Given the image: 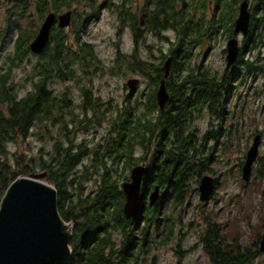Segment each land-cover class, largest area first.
<instances>
[{"label": "flooded vegetation", "instance_id": "af4514ba", "mask_svg": "<svg viewBox=\"0 0 264 264\" xmlns=\"http://www.w3.org/2000/svg\"><path fill=\"white\" fill-rule=\"evenodd\" d=\"M34 1L36 5L39 3ZM43 1V16L31 26L35 29L32 37L47 13H53L55 21L49 26L42 50L38 53L29 50L28 56L55 60L57 75L65 83L59 89L68 86L65 89L70 104L67 108L73 110L76 119L71 120L73 125L67 128L71 130L69 137L62 135V138L75 142L87 136L88 131L76 137L78 128L93 109L98 110L100 120L104 116L102 111L110 107L121 110L134 107L141 129L146 123L155 124L148 140L137 145L135 164L128 169L124 166L125 176L117 178L121 189L123 183L130 180L132 167L143 165L146 169L140 178L141 197L137 211L130 218H124V193L120 204L119 217L131 224L133 237L130 239L111 226L108 229L110 264H124L126 260V264H132L133 258L138 261L150 248L171 245V241L174 242L172 251L179 258L197 248L206 254V249L222 244L221 238L225 231L228 232L230 223H236L235 231L228 235L232 239L240 237L238 212L243 203L231 202L228 197L219 209L218 189L231 176L240 182L239 173L248 143L256 134L260 135V141L264 136V127L256 125L264 118V86H256L260 74L256 75L253 70L255 61L264 59V41L260 39L264 30V0ZM243 3L248 12L247 28L236 31L235 21ZM67 11L69 24L57 26L58 15ZM93 28L102 37L103 44L97 47L91 39L82 38L84 32L92 35ZM229 44L235 45L236 53L227 66ZM103 49L107 53L100 54ZM66 62L71 63L72 71L65 70L63 64ZM100 77L124 78L123 98L108 96L103 99L100 86L92 83ZM182 78L185 87L179 96L176 94L180 89L179 81L171 82L170 79ZM129 79L137 80L132 87L127 85ZM68 81L70 83L66 84ZM166 120L172 127L163 134L160 127ZM176 135L187 144L183 158L190 165L188 169L179 167L178 172L184 170L183 173L190 176L185 184L162 183L156 179L159 164L167 150L176 152L174 142L172 145L170 142ZM241 142L243 151L240 154ZM158 149L161 151L154 159ZM248 174L250 187L261 195L264 191L263 154H257ZM98 178L89 176L84 189L97 188ZM202 181L211 186V193L207 200L200 201L198 188ZM89 183L92 185L87 186ZM175 187L190 189L192 193L181 202L183 206L174 202L170 208L172 201L164 191ZM155 188L157 198L150 206L148 195ZM188 202L195 204L188 208ZM147 208L152 210L151 215L146 212ZM245 220L249 221L246 217ZM146 225L148 229L142 233ZM192 229L196 231V240L183 244L187 234L193 233ZM154 259L153 256L151 260ZM210 264H214L212 259Z\"/></svg>", "mask_w": 264, "mask_h": 264}, {"label": "trees", "instance_id": "16d2710c", "mask_svg": "<svg viewBox=\"0 0 264 264\" xmlns=\"http://www.w3.org/2000/svg\"><path fill=\"white\" fill-rule=\"evenodd\" d=\"M37 1L39 3L34 10L39 18H42L44 1ZM8 2L11 4L4 3L2 6L5 23L0 27V47L4 41L11 44V48L3 53L2 62L5 61L6 64H0V202L9 183L18 175L44 171L46 182L55 188V207L59 215L65 221L72 222L68 245L70 255L64 264H110L109 227L113 230L115 228L130 239L134 235L131 224L120 218L123 192L117 178L125 176L124 166L128 169L130 165L135 164L138 159L135 153L137 145H143L148 140L153 134L155 124L146 123L141 129L134 107L127 110L110 107L105 111L109 115L110 125L106 131L101 132L100 137L93 138L91 145L87 142L88 135L75 142L63 139L62 135L69 137L71 130L67 128L73 125L71 120L76 119L73 110L67 108L70 105L66 99L68 91L65 90L68 86L63 89L54 88L58 79L63 80L57 75L58 63L55 60L45 56L35 59L28 56L30 49L27 44L35 33L34 28L26 27L25 24L26 18L31 15L28 12L30 0ZM260 34V39L264 41V30ZM24 59L30 62V67L22 78L14 80L12 66ZM63 65L65 70L72 71L71 63L66 62ZM253 70L256 75L260 74L255 82L256 86H264V59L256 60ZM170 80L177 83L179 81L177 86H180V89L176 94L181 96L185 79ZM27 84L28 87L21 91ZM63 110L68 111L69 115L64 114ZM92 112L78 129L88 131L90 125L98 123V110L93 109ZM37 123H41L42 128H45L43 132L49 133L50 146H40L35 154L18 150L16 143L19 141L31 134L38 137L42 135L35 130ZM171 124L169 120L163 122L160 132L165 134L168 128L172 127ZM178 137L179 135H176L170 140L171 145L174 142L176 152L167 150L168 153L160 161V171L156 176L159 182L185 184V179L190 176L184 174V170L178 172L179 167H190L183 158L187 144L182 137ZM159 151L161 150H155L157 153L154 159ZM91 175L99 178L97 188L89 191L84 189V185ZM164 192H167L168 199L172 201L170 208L174 202L183 206L181 202L188 199L192 193L190 189L179 187ZM262 195L264 197V191ZM148 211L151 215L152 210H146ZM260 226L261 230L256 232L251 241L243 242L238 237L228 240L224 235L221 238L222 244L217 243L214 247L206 249V254L214 264H264V253L258 252V241L264 222ZM146 229L148 225L141 229L142 233H145ZM132 264H138L136 258H133Z\"/></svg>", "mask_w": 264, "mask_h": 264}, {"label": "water", "instance_id": "95a60500", "mask_svg": "<svg viewBox=\"0 0 264 264\" xmlns=\"http://www.w3.org/2000/svg\"><path fill=\"white\" fill-rule=\"evenodd\" d=\"M246 4L240 6L234 29L244 31L247 28L248 12ZM69 11L58 15V25L69 24ZM55 21L53 13H47L36 35L29 43L32 53L42 50L49 35L50 25ZM234 44V43H233ZM227 66L234 59L235 45L229 44ZM137 80H127L132 87ZM163 83V80L160 81ZM260 135L256 134L248 147L242 165L243 180H247L253 160L257 156V146ZM143 165L131 168L129 181L123 183L124 218H130L139 207L141 197V177L145 173ZM45 172H33L28 175H18L9 183L0 202V264H64L70 255L69 239L72 224L59 215L56 206L55 188L46 182ZM211 187L203 181L199 189V200H207ZM157 188L149 193V203L155 202ZM258 252L264 253V230L258 241Z\"/></svg>", "mask_w": 264, "mask_h": 264}, {"label": "rangeland", "instance_id": "374dc122", "mask_svg": "<svg viewBox=\"0 0 264 264\" xmlns=\"http://www.w3.org/2000/svg\"><path fill=\"white\" fill-rule=\"evenodd\" d=\"M7 4L10 5L11 3L8 2V0H0V27L4 26L5 20L3 15V5ZM36 4L34 0H30V8L28 9V12L31 14L29 18H26V27H31L34 23L40 21V18L38 14H36L34 8ZM50 7L52 5H49ZM23 22H25L23 20ZM103 23V22H102ZM101 23V24H102ZM95 27V26H94ZM33 28V27H32ZM38 29V28H37ZM97 29L93 28L91 33L92 35H88L87 32L83 33V39L88 41L91 39L93 43L97 46L103 44L101 40V35L99 36L100 32L96 31ZM11 48V44L7 42H3V45L0 47V64H6V62H2L3 59V53L7 51V49ZM107 53V50H102L100 54ZM2 54V55H1ZM30 62H28L27 59H24L22 62L15 64L12 66V75L14 80H19L22 78L27 71V69L30 67ZM70 83L68 81L66 84ZM96 85L100 86L99 89H101L100 94L104 98H107L108 96H111L112 98H116L120 100L123 98L124 92H123V85L125 83V79L122 77H100L96 80H93V82ZM63 82L59 80L56 81L54 84V88H60L62 86ZM26 87H28V84L24 87H22L21 91H23ZM75 92V91H74ZM258 107V106H257ZM63 113L66 115L68 114V111L63 110ZM104 113L103 117H101L100 120H98V123H95L94 125H90L88 127V140L87 142L91 145L93 142V138L97 137L101 134V132L108 129L110 125V119L108 118V114L105 111H102ZM264 118L262 120H258L257 127L262 128L264 127ZM36 129L38 130L42 135L40 137L36 136L35 134L29 135L27 138H25L23 141H19L16 143L18 150L25 151L29 154H35L38 151V148L41 146H45L46 148L50 146V135L48 132H43L42 124L37 123ZM93 130V131H91ZM96 130V131H94ZM87 131L79 130L77 138H80L82 134H84ZM264 135V133H263ZM242 140V139H241ZM252 140L248 143L249 146L251 145ZM240 154L243 151L242 142H241V148H240ZM248 149V147H247ZM257 154H263L264 155V136L261 138V141L259 140V144L257 146ZM245 160V159H244ZM242 173V170H241ZM240 174V173H239ZM231 176V175H230ZM250 176V175H249ZM264 180V178H262ZM244 182H248L247 184H243ZM92 185V184H87ZM250 180L249 177L247 180H243L242 175L240 174V182L237 183L235 181V177L231 176V178H228L227 181L222 182L219 189V201L218 202V208L220 209V206L224 204L226 199L229 197V201L231 202H240L241 204L240 210H239V219H238V231L240 237L238 239H242L243 242H249L254 238L256 232L258 230H261V224L264 222V197L263 195L259 194L258 191H253L250 187ZM225 187V188H223ZM222 188V189H221ZM261 193V192H260ZM191 199L194 198L191 195ZM231 199V200H230ZM194 202H188V208L189 206L193 205ZM195 204V203H194ZM192 208V207H191ZM190 211V209H188ZM220 212V210H219ZM220 214V213H219ZM189 216V215H187ZM218 216V215H217ZM245 217L247 220H245ZM221 218L218 216V219ZM225 219V218H224ZM68 223H71V221H68ZM236 223H230L228 226L229 229L228 232L225 231L224 235L229 240L231 237L228 234H232V232L235 231V227H233ZM264 228L262 229L261 233L263 232ZM193 233L187 234V238L184 239L182 242L183 244L193 243V240H196V235H194L195 229H192ZM260 233V236H261ZM260 238V237H259ZM176 241V240H175ZM174 247V242L171 241V245H159L156 248H150L147 254L142 255V259L138 260V264H210V258H208L207 254L201 249L197 248L196 250H192L190 252H186L183 254L182 257H178V255H175L176 253L172 251ZM155 257L154 260H151L152 257Z\"/></svg>", "mask_w": 264, "mask_h": 264}, {"label": "bare ground", "instance_id": "6f19581e", "mask_svg": "<svg viewBox=\"0 0 264 264\" xmlns=\"http://www.w3.org/2000/svg\"><path fill=\"white\" fill-rule=\"evenodd\" d=\"M151 206V205H150Z\"/></svg>", "mask_w": 264, "mask_h": 264}]
</instances>
